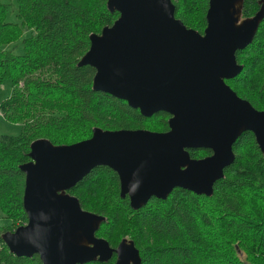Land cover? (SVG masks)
<instances>
[{
	"label": "water",
	"instance_id": "1",
	"mask_svg": "<svg viewBox=\"0 0 264 264\" xmlns=\"http://www.w3.org/2000/svg\"><path fill=\"white\" fill-rule=\"evenodd\" d=\"M244 0H208L202 33L175 17L172 0H106L118 12L110 26L89 35L77 66L95 69L92 89L124 100L149 117L170 115L168 130L92 129L89 138L29 145L22 206L27 222L0 238L17 257L39 256L42 264L107 261L141 264L139 250L123 238L117 248L97 238L105 216L84 210L69 194L93 168L107 166L118 176L119 195L137 210L152 198L166 199L174 188L211 196L216 181L235 159L233 144L245 131L264 153V110L239 97L224 79L243 69L237 50L249 45L264 18V0L242 17ZM210 149L192 158L188 149ZM99 256V257H98Z\"/></svg>",
	"mask_w": 264,
	"mask_h": 264
},
{
	"label": "trees",
	"instance_id": "2",
	"mask_svg": "<svg viewBox=\"0 0 264 264\" xmlns=\"http://www.w3.org/2000/svg\"><path fill=\"white\" fill-rule=\"evenodd\" d=\"M172 2L175 17L202 33L208 0ZM259 6L258 0H244L242 17L254 15ZM8 11L0 0V86L5 81L11 86L0 113L21 131L0 135V210L10 222L0 234L27 221L19 165L30 160L33 140L71 144L89 138L94 127L168 129L167 113L145 117L124 100L94 91L95 69L77 66L89 48V35L118 17L107 10L106 0H15L17 21L6 20ZM21 37L20 53L8 48ZM236 58L243 69L227 83L264 110V18ZM232 148L234 162L215 182L211 196L177 187L166 199L152 197L134 210L120 197L118 176L107 166L93 168L69 193L83 209L105 216L97 236L113 247L124 237L132 239L141 264H264V153L250 132L241 134ZM209 153L189 150L192 158ZM0 264L42 263L36 254L13 255L0 238Z\"/></svg>",
	"mask_w": 264,
	"mask_h": 264
},
{
	"label": "rangeland",
	"instance_id": "3",
	"mask_svg": "<svg viewBox=\"0 0 264 264\" xmlns=\"http://www.w3.org/2000/svg\"><path fill=\"white\" fill-rule=\"evenodd\" d=\"M2 2L8 4L9 11L6 16L7 21H17L16 17V11H15V0H1ZM25 34H23L24 36ZM22 36V37H23ZM22 37L13 42L8 46L9 49L13 50L16 53L21 52V45H20V40ZM11 90V86L9 81H5L1 86H0V102L1 100L5 99ZM21 131V127L17 123L10 122L6 120L1 114H0V135H17ZM10 222L8 219L3 217V214L0 210V228L2 226L8 225Z\"/></svg>",
	"mask_w": 264,
	"mask_h": 264
},
{
	"label": "flooded vegetation",
	"instance_id": "4",
	"mask_svg": "<svg viewBox=\"0 0 264 264\" xmlns=\"http://www.w3.org/2000/svg\"><path fill=\"white\" fill-rule=\"evenodd\" d=\"M242 19L243 18H246V17H241ZM243 50V49H242ZM238 51H240V50H237L236 52H238ZM235 57H236V53H235ZM236 61H237V58H236ZM237 63L239 64V65H242L241 63H239L238 61H237ZM243 66V65H242ZM242 71V70H241ZM241 73V72H240ZM239 73V74H240ZM238 74V75H239ZM236 77V76H235ZM231 79H233V78H229V79H224V81H225V83L229 86V84L227 83V81L228 80H231ZM237 94V93H236ZM240 97V96H239ZM242 98V97H241ZM243 99H245V98H243ZM247 100V99H246ZM247 101H249V100H247ZM250 102V101H249ZM251 103V102H250ZM251 105L255 108V109H257V110H263V109H259V108H257V107H255L252 103H251ZM159 112H162V111H159ZM158 113V112H157ZM166 113V112H165ZM168 114V113H167ZM152 116V115H151ZM151 116H149V117H151ZM169 117H170V115L168 114V116H167V121H168V119H169ZM169 129V128H168ZM167 129V130H168ZM167 130H164V131H167ZM159 132H163V131H159ZM245 132H250V131H245ZM245 132H243V133H245ZM242 133V134H243ZM252 135H253V137H254V134L252 133V132H250ZM254 139H255V137H254ZM190 149H192V148H190ZM190 149H188V151L190 150ZM193 150V149H192ZM207 150H209L210 151V153L209 154H207V155H210L211 153H212V151L210 150V149H207ZM68 193H69V190L67 191ZM69 194H71V193H69ZM71 195H73V194H71ZM73 196H75V195H73ZM76 197V196H75ZM125 198H127V200H128V202H129V199H128V197L126 196ZM79 203H80V201H79ZM81 205V204H80ZM82 207V206H81ZM85 210V209H84ZM27 222V221H26ZM25 222V223H26ZM24 223V224H25ZM98 231V230H97ZM97 231L95 232V236L97 237V238H103V237H101V236H97L96 235V233H97ZM124 238H127V237H124ZM105 239V238H104ZM123 239V238H122ZM121 239V240H122ZM106 240V239H105ZM120 240V241H121ZM127 240H132V239H130V238H127ZM120 241H119V243H120ZM133 241V240H132ZM108 242V241H107ZM109 243V242H108ZM118 243V244H119ZM118 244L115 246V247H113V246H111L110 244V247L111 248H113V249H115V248H117V246H118ZM137 248V247H136ZM99 257V256H98ZM116 258H117V254L115 253V252H113L112 253V255H111V257L107 260V261H99V259H97V260H95V261H97V262H100V263H105V264H107L108 262H110V261H112V263L111 264H114L115 263V261H116ZM91 262H94V261H91Z\"/></svg>",
	"mask_w": 264,
	"mask_h": 264
},
{
	"label": "crops",
	"instance_id": "5",
	"mask_svg": "<svg viewBox=\"0 0 264 264\" xmlns=\"http://www.w3.org/2000/svg\"><path fill=\"white\" fill-rule=\"evenodd\" d=\"M1 114V113H0Z\"/></svg>",
	"mask_w": 264,
	"mask_h": 264
}]
</instances>
